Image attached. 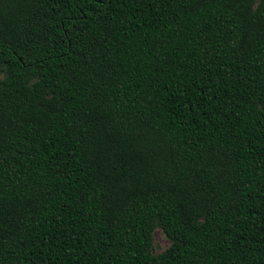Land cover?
<instances>
[{
    "label": "trees",
    "instance_id": "obj_1",
    "mask_svg": "<svg viewBox=\"0 0 264 264\" xmlns=\"http://www.w3.org/2000/svg\"><path fill=\"white\" fill-rule=\"evenodd\" d=\"M0 264H264V0H0Z\"/></svg>",
    "mask_w": 264,
    "mask_h": 264
},
{
    "label": "rangeland",
    "instance_id": "obj_2",
    "mask_svg": "<svg viewBox=\"0 0 264 264\" xmlns=\"http://www.w3.org/2000/svg\"><path fill=\"white\" fill-rule=\"evenodd\" d=\"M169 245L168 238L164 233L159 229H155L153 232V252L159 253L163 251Z\"/></svg>",
    "mask_w": 264,
    "mask_h": 264
}]
</instances>
